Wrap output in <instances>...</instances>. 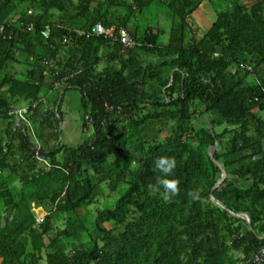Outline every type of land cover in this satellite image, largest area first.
I'll use <instances>...</instances> for the list:
<instances>
[{
	"label": "trees",
	"instance_id": "obj_1",
	"mask_svg": "<svg viewBox=\"0 0 264 264\" xmlns=\"http://www.w3.org/2000/svg\"><path fill=\"white\" fill-rule=\"evenodd\" d=\"M97 23L135 44L87 35ZM67 88L93 129L77 144L59 140ZM165 155L172 200L147 190ZM262 247L264 0H0V264H264Z\"/></svg>",
	"mask_w": 264,
	"mask_h": 264
},
{
	"label": "rangeland",
	"instance_id": "obj_2",
	"mask_svg": "<svg viewBox=\"0 0 264 264\" xmlns=\"http://www.w3.org/2000/svg\"><path fill=\"white\" fill-rule=\"evenodd\" d=\"M155 12H159L158 17L161 16L160 26L165 30L161 39L163 42L167 43L171 33L172 20L167 15L163 13L160 14V11L158 10ZM216 16L217 14L214 8L208 1H204L203 6L198 12L196 11L189 20L198 28L197 34L202 35ZM62 93L61 120L58 128L59 140L67 144H77L90 135L93 129H84V109L82 107V95L80 90L76 88H67L61 90L60 94ZM27 106L28 102L23 101L18 107L25 108ZM39 145H41L40 141ZM124 187H126V185L122 186V188H120L116 193H110L107 189H105L104 193L98 198L99 200L90 205V209L93 214L98 211V208L104 209L112 207L116 199L120 197ZM33 209L39 215L46 214L45 210L41 211L42 207H34ZM83 212V209L80 210V213ZM88 226H91V223H89Z\"/></svg>",
	"mask_w": 264,
	"mask_h": 264
},
{
	"label": "clouds",
	"instance_id": "obj_3",
	"mask_svg": "<svg viewBox=\"0 0 264 264\" xmlns=\"http://www.w3.org/2000/svg\"><path fill=\"white\" fill-rule=\"evenodd\" d=\"M177 168V160L172 156H158L153 162V171L159 175L156 176L154 182L147 184V190L150 194H157L165 200H172L180 194L179 181L174 178ZM186 195L191 200L199 199V195L195 190H189Z\"/></svg>",
	"mask_w": 264,
	"mask_h": 264
},
{
	"label": "built area",
	"instance_id": "obj_4",
	"mask_svg": "<svg viewBox=\"0 0 264 264\" xmlns=\"http://www.w3.org/2000/svg\"><path fill=\"white\" fill-rule=\"evenodd\" d=\"M115 31L118 32V36L117 35L115 36ZM43 33H44V36L47 37L49 35V28H47ZM91 33L96 34V35H104L107 38L121 40V42H123L126 46L132 47L135 44L134 40L129 35V32L123 27H119V28H116L115 26L106 27L102 23H97L96 25H94L92 27L91 32L87 33V35H90ZM35 105H36V103H34V106ZM26 110L27 109H22L19 111V118L21 120H26L25 114H24V111H26ZM34 138L36 139V144H37L36 157L39 160L46 161V160H44V157L40 155V152H39L40 145H39V141L35 135H34ZM46 163L48 164L47 161H46ZM45 215L46 214H44V215L37 214V219H36L37 222L41 223L44 220ZM255 259L258 263H260L261 261L264 260V247H262L257 252V254L255 255Z\"/></svg>",
	"mask_w": 264,
	"mask_h": 264
},
{
	"label": "water",
	"instance_id": "obj_5",
	"mask_svg": "<svg viewBox=\"0 0 264 264\" xmlns=\"http://www.w3.org/2000/svg\"><path fill=\"white\" fill-rule=\"evenodd\" d=\"M210 127L212 128V125L210 124ZM216 144H217V142H216ZM215 148H216V146H213V147H211L210 148V156L211 157H213V155H214V152H215ZM226 176V172L224 171L223 172V175H222V178L219 180V182L218 183H220L223 179H224V177ZM213 198V200H215L216 202H218V203H220L222 206H224V204L223 203H221L219 200H217L216 198H214V197H212ZM225 207V206H224ZM42 211V210H41ZM239 215H241L243 218H245L247 221H250V218H249V216H248V214H246V213H240Z\"/></svg>",
	"mask_w": 264,
	"mask_h": 264
},
{
	"label": "crops",
	"instance_id": "obj_6",
	"mask_svg": "<svg viewBox=\"0 0 264 264\" xmlns=\"http://www.w3.org/2000/svg\"><path fill=\"white\" fill-rule=\"evenodd\" d=\"M41 210H44V208H42Z\"/></svg>",
	"mask_w": 264,
	"mask_h": 264
}]
</instances>
